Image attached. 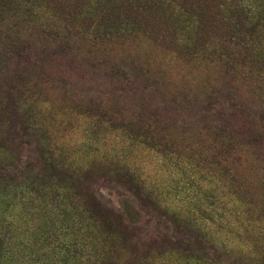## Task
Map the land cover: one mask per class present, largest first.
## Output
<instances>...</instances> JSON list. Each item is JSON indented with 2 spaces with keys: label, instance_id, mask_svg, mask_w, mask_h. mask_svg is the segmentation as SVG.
Wrapping results in <instances>:
<instances>
[{
  "label": "rangeland",
  "instance_id": "374dc122",
  "mask_svg": "<svg viewBox=\"0 0 264 264\" xmlns=\"http://www.w3.org/2000/svg\"><path fill=\"white\" fill-rule=\"evenodd\" d=\"M130 17L138 31L72 53L0 36V194L44 183L85 211L78 232L38 201L1 215L38 242L31 253L74 242L69 264H230L218 244L251 252L244 227L264 225V142L237 166L220 136L246 126L256 101L225 67L178 53L177 31Z\"/></svg>",
  "mask_w": 264,
  "mask_h": 264
},
{
  "label": "trees",
  "instance_id": "16d2710c",
  "mask_svg": "<svg viewBox=\"0 0 264 264\" xmlns=\"http://www.w3.org/2000/svg\"><path fill=\"white\" fill-rule=\"evenodd\" d=\"M130 15H152L166 30L177 31L172 41L178 53L184 51L193 59L216 64L214 67L219 70L225 67L239 81L240 91L247 89L248 99H255L256 109L245 117L246 126L229 137L220 136L227 138L220 140L221 151L229 150L237 166L244 162L246 150L259 148L264 142V0H0V36L9 39V45L17 51L26 49L22 43L28 45L33 39H44L72 53L81 47H107L130 35L127 28L134 26L131 31L137 30V21L134 23L135 17L131 19ZM137 137H143V133ZM5 162L0 148V170L5 169ZM8 193L0 194V264H60L63 260L71 263L68 252L74 242L62 240L56 245L57 239L52 238L50 247L46 246L47 254L31 253L32 249L41 251L38 242L25 239L18 230L20 221L13 217L5 219L1 208L10 206L13 211L16 204L38 201L56 216L68 214L72 224L78 226L77 232L82 227L79 212L85 211H78V205H66L64 193L44 183L35 188L25 183L14 195ZM235 197L250 208L251 202L243 203ZM247 211L243 210L242 215ZM244 228L252 235L251 252L218 244L220 256L233 258L230 264H239L240 260L264 264V225L256 223ZM58 231L61 232L60 227ZM65 234L68 233H63V238ZM55 248L64 252L59 260L51 254Z\"/></svg>",
  "mask_w": 264,
  "mask_h": 264
}]
</instances>
